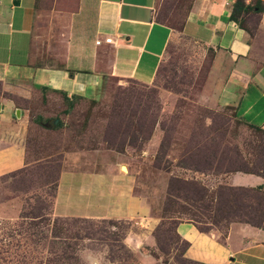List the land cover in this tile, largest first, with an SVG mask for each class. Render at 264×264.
Returning a JSON list of instances; mask_svg holds the SVG:
<instances>
[{"label": "rangeland", "instance_id": "374dc122", "mask_svg": "<svg viewBox=\"0 0 264 264\" xmlns=\"http://www.w3.org/2000/svg\"><path fill=\"white\" fill-rule=\"evenodd\" d=\"M0 1L10 10V0ZM196 1L160 2L157 18L178 34L152 85L105 77L92 97L71 104L54 93L22 100L32 119L27 165L0 177V264H185L179 221L224 232L242 220L237 207L216 198L227 175L264 174V132L217 103L221 82L211 77L213 53L180 33ZM21 2L18 12L33 20L36 0ZM76 7L77 0H38L36 65L62 66ZM256 21L249 14L241 23L255 30ZM69 154L82 160L79 169H100L94 163L101 161L129 167L136 193L152 207L154 226L55 217Z\"/></svg>", "mask_w": 264, "mask_h": 264}, {"label": "crops", "instance_id": "0c3cea01", "mask_svg": "<svg viewBox=\"0 0 264 264\" xmlns=\"http://www.w3.org/2000/svg\"><path fill=\"white\" fill-rule=\"evenodd\" d=\"M161 1L77 0L68 17L59 67L33 62L38 0L31 21L18 12L21 0H10V10L0 1V177L27 165L32 119L21 100L44 93V88L46 94L90 98L105 77L144 86L155 82L178 34L159 22ZM234 2L197 0L180 33L213 53L211 77L221 82L217 103L232 107L243 123L264 132V11L253 15L257 27L251 30L232 20ZM73 155L66 156L70 167H63L59 178L55 217L137 221L139 225L138 220H147V228L154 226L152 207L136 193V177L129 167L124 171L118 162L101 161L94 163L100 169H79L82 160ZM223 183L233 191L228 190L242 220L232 221L224 232L180 221L175 232L185 243L182 261L264 264V219L256 223L255 215L249 214L257 200L262 204L255 213L264 212V174L240 171L227 175Z\"/></svg>", "mask_w": 264, "mask_h": 264}, {"label": "trees", "instance_id": "16d2710c", "mask_svg": "<svg viewBox=\"0 0 264 264\" xmlns=\"http://www.w3.org/2000/svg\"><path fill=\"white\" fill-rule=\"evenodd\" d=\"M261 3H262L261 0H252L251 3H249V4L247 3V0H235L234 6H233V12H232V16H231L232 20L237 22V23H239L242 27H245V26L242 25L241 20H243L244 17L248 16L249 14H253V15L254 14L255 15L256 14H261L264 11V8L262 7ZM36 7H37V5H36ZM186 19H187V17H186ZM186 19H185V21H186ZM185 21L182 24L180 32H182L183 29H184ZM159 22H161V21L159 20ZM161 23L168 25L165 22H161ZM158 73H159V71H158ZM46 90H47L46 88L43 89V92L45 94H46V92H45ZM1 91L2 90H1V83H0V93H1ZM62 97L64 98L65 101H67L69 103L73 99H79V97H73V98L70 99L65 94H62ZM43 128H48V127H46V125H45V127H43ZM57 186H58V184H57ZM220 189L223 191V194L217 196L216 202L223 201L228 206V208H232L234 206V200L232 198L233 195H230L229 191H231V192H233V191L231 189H228L229 190L228 191L224 187H220ZM261 190L262 189H259L258 191L261 192ZM255 203L257 204L255 208L250 207V212H249L250 215H255L256 214L255 213V209H257L260 206V204H262V201L257 200ZM255 216H257L258 218L261 217V220L264 219L263 210L258 215H255ZM38 218H40V216H38ZM60 219H65V218H60ZM79 220H85V219H79ZM191 221H194V220H191ZM178 223H177V225H178Z\"/></svg>", "mask_w": 264, "mask_h": 264}, {"label": "water", "instance_id": "95a60500", "mask_svg": "<svg viewBox=\"0 0 264 264\" xmlns=\"http://www.w3.org/2000/svg\"><path fill=\"white\" fill-rule=\"evenodd\" d=\"M122 169H123L124 171H127V168H126L125 166H123Z\"/></svg>", "mask_w": 264, "mask_h": 264}]
</instances>
